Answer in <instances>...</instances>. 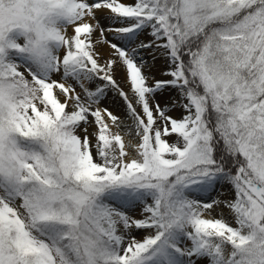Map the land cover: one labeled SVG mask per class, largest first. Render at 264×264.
<instances>
[{
    "label": "snow or ice",
    "instance_id": "6c2138e0",
    "mask_svg": "<svg viewBox=\"0 0 264 264\" xmlns=\"http://www.w3.org/2000/svg\"><path fill=\"white\" fill-rule=\"evenodd\" d=\"M0 264H264V0H0Z\"/></svg>",
    "mask_w": 264,
    "mask_h": 264
}]
</instances>
